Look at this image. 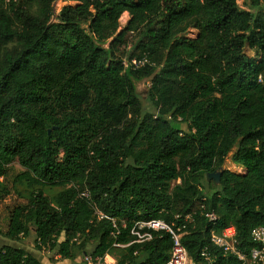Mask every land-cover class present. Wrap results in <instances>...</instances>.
I'll return each instance as SVG.
<instances>
[{"label":"trees","instance_id":"16d2710c","mask_svg":"<svg viewBox=\"0 0 264 264\" xmlns=\"http://www.w3.org/2000/svg\"><path fill=\"white\" fill-rule=\"evenodd\" d=\"M67 1L53 21L55 0H0V200L29 189L4 235L67 258L79 245L92 258L118 252L115 264H164L169 233L137 242L130 231L157 218L187 224L191 264H241L211 231L233 224L247 254L264 226V0ZM233 148L245 172L208 181ZM0 264L44 263L6 243Z\"/></svg>","mask_w":264,"mask_h":264},{"label":"built area","instance_id":"2783aa9c","mask_svg":"<svg viewBox=\"0 0 264 264\" xmlns=\"http://www.w3.org/2000/svg\"><path fill=\"white\" fill-rule=\"evenodd\" d=\"M148 59L145 57L139 61L133 60L134 65H142L147 62ZM125 64L126 61L124 62ZM81 196L88 199L90 198V193L86 189L81 192ZM95 214L99 219L106 218L111 220L114 231L112 234L117 236L120 234L119 222L116 218L106 215L104 212L96 208ZM209 222L215 224L218 220V215L215 212H209L206 214ZM190 215L186 216V220H189ZM187 224L184 223L180 226H173L165 219H150V220H139L134 223L131 228V234L135 237L134 241L143 242L152 239L154 231H164L171 235L172 247L169 252V257L164 264H191L192 259L185 245L183 244L182 237L187 233ZM254 240L257 241L258 245L253 247L249 253H245L238 247L237 241V229L231 224L224 228L220 233L216 232L215 229L211 231V241L217 246L224 249L225 253L231 252L237 259L241 261V264H264V226H257L252 229L251 232ZM115 246H124L121 243H114ZM107 256L103 258L96 257L92 258L90 255H85V260L90 264H109L107 262ZM202 256L211 262V258L206 252L202 253Z\"/></svg>","mask_w":264,"mask_h":264},{"label":"rangeland","instance_id":"374dc122","mask_svg":"<svg viewBox=\"0 0 264 264\" xmlns=\"http://www.w3.org/2000/svg\"><path fill=\"white\" fill-rule=\"evenodd\" d=\"M237 2L242 8H245V9L248 8L249 0H237ZM69 3L71 2L67 0H55V2L53 3V17H52L53 21H57L60 10L62 9L64 5L69 4ZM128 20H129V15H126L123 21L120 22L119 31L125 27ZM185 35L190 38L197 37L198 30L195 29L194 27H190L185 32ZM247 54H249L252 57H257L255 52H253L252 50H247ZM136 86H137V90L140 93H142L143 95H146V93L148 92V89L150 88V79L146 78L141 81H138L136 82ZM143 104L144 106L151 105V103L149 102V100L146 99L145 96L143 98ZM234 152H235V148H233L232 151L228 153L221 168L229 169L237 173H244L245 168L241 166L240 164H236L232 161V155ZM22 170L23 168L18 163L13 164L9 172V178H11L12 175ZM18 190L20 192V195L10 194L6 196V198L0 200V245L4 243H10V244L22 246L26 248L27 250L34 252L42 260L44 257L48 258L50 262L48 264H51V263L90 264L88 261L85 260V253L83 249L79 247V245L73 246V251H72V253L74 254L73 258H67L59 254L58 248H54V249H50L49 247L38 248L37 246H35L32 236L22 238L19 241H13L9 238L7 239V237L4 235V232H6L8 229L11 212L16 205L26 202V199L28 198V195H29V189L26 187V185L19 184ZM59 190H60L59 187L44 188V191L51 197L54 196ZM75 242L79 243L80 240L76 239ZM92 247H93V244L88 242L87 249L91 250ZM109 255L110 257L107 256V262L109 264H115L117 262V257L119 256V253L113 252L112 254H109Z\"/></svg>","mask_w":264,"mask_h":264},{"label":"water","instance_id":"95a60500","mask_svg":"<svg viewBox=\"0 0 264 264\" xmlns=\"http://www.w3.org/2000/svg\"><path fill=\"white\" fill-rule=\"evenodd\" d=\"M222 171H223V168L218 171L209 172L207 174V180L208 181L213 180L216 185L220 184Z\"/></svg>","mask_w":264,"mask_h":264},{"label":"crops","instance_id":"0c3cea01","mask_svg":"<svg viewBox=\"0 0 264 264\" xmlns=\"http://www.w3.org/2000/svg\"><path fill=\"white\" fill-rule=\"evenodd\" d=\"M8 239V238H7ZM4 244H6V243H4ZM9 244V243H8ZM108 257H110V255H108ZM111 258H113V257H111ZM40 259V258H39ZM44 264H48V263H50L49 262V260H48V258H46V257H44L43 258V260L42 259H40ZM51 264H60V263H51ZM63 264H65V263H63Z\"/></svg>","mask_w":264,"mask_h":264}]
</instances>
